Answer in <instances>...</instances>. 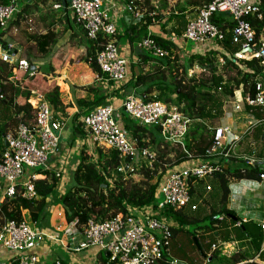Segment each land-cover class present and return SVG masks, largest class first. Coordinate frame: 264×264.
Wrapping results in <instances>:
<instances>
[{"label": "trees", "instance_id": "trees-1", "mask_svg": "<svg viewBox=\"0 0 264 264\" xmlns=\"http://www.w3.org/2000/svg\"><path fill=\"white\" fill-rule=\"evenodd\" d=\"M9 1L0 0V4H7ZM209 1L187 0L197 9L205 6ZM46 2L51 3L50 6L56 2L62 4L61 9L65 13L62 16L66 25L64 32L66 30L73 31V37L80 36L78 35L80 32L84 35L85 41L82 44L85 48V61L95 74L104 79V75L96 64V53L106 41L114 40L115 34L113 36L100 35L97 39L90 40L86 38L81 25L68 15L67 0H40V3L45 4ZM258 2L262 10V17L248 15L246 20L250 23L256 40L264 41V0H258ZM130 5L134 9H138L133 4ZM28 8L29 5L19 9L6 24V27L2 29L0 36H3L10 27L18 25L21 21H28L30 15L27 12ZM143 8L138 9L144 13L142 21L130 26V33H132L133 28L139 25L135 36L138 38L137 41L147 35L145 28L151 22L148 16L149 12H154L155 21L166 16V12L155 11L153 4L147 3ZM227 16L230 19L228 14ZM229 19L221 20L216 15L213 16L214 23L224 31V39L214 42L219 49H209L204 53L184 55L173 41L152 35L162 48L169 51L170 56L155 58L145 51L141 52L146 63L151 62L154 67L151 72L133 77L135 84L138 82L147 83V86L143 87L148 94L145 98L153 101H166L173 97L171 104L177 106L179 110L183 107V110L188 111L195 107L197 99L204 100L199 106L197 116L201 121L212 123L223 117L225 100L234 92L241 91L244 95L254 96L257 83H261L264 87V75L260 61L235 57L241 47L232 42L233 21ZM42 21L46 22V19L42 18ZM221 22L224 24L221 25ZM47 25H52V21ZM142 34L145 35L142 36ZM53 42L55 43V40ZM65 43L66 41L63 45H66ZM4 48L7 49V46L4 45ZM50 69L52 68L50 67ZM194 69H198L202 76L189 75V72ZM49 72L44 70H28L26 72L28 79L25 80L26 82H21L20 88L17 87L16 90L18 97L22 98L21 103L14 102L12 96L6 98V85L0 84V95H4L0 97V152L4 150L3 138L7 133H14L17 125L21 123L32 125L35 109L28 102L32 91H39L54 110L63 111L68 106L60 100L59 87L56 83L48 82L47 75L51 73ZM84 89L86 94L75 100L79 109L89 111L106 103V95L99 86L92 85ZM182 89H191L194 97L188 96L186 92L181 91ZM153 91L155 94H151ZM138 95L143 96L142 94ZM5 104H8L11 110ZM256 117L262 116L257 113ZM72 118L76 120L77 114H74ZM119 124L138 147L139 159L146 160L141 155V151L144 148H151L152 150H148L153 154V160L151 162L146 160L149 163L146 165L140 164V161L134 159L137 167L133 168L129 175H124L117 171L119 157L115 150L95 147L93 153L81 151L79 163L70 174V182L65 192L58 196L55 202L54 200L53 203L51 202L55 205L52 218L63 229L74 223L78 230H82L89 220L103 221L118 212H126L128 208L155 205V192L166 171L188 160V154L179 145H171L161 137L158 127L142 126L125 112L122 113ZM77 128H79L78 124H76ZM208 132L201 131L199 125H195L190 130L189 125L184 146L194 158L203 156L211 146L216 128ZM254 138L259 148L253 150L251 155L263 156L264 125L256 127ZM231 160L234 162L232 169L230 168ZM238 161L243 162V166L237 167L235 163ZM227 164L229 165L227 168L223 166L222 170L212 177V183H215L219 188L217 210L209 207L207 215L203 218L187 213V210H192L184 208L166 207L160 212L164 219H171L178 224L177 228L170 226L172 239L180 231L185 234V239L180 245L183 254L178 256L177 251L173 253L171 249L173 257L184 264H259L254 260L256 258L264 262L263 233L260 225L255 222L238 223L239 219L234 220L235 214L227 208L230 194L229 183L232 180L258 178L259 174L264 172V168L260 166V162L250 166L240 158H231ZM135 173L141 176L138 181H134L130 177ZM57 185L58 179L48 172L43 178L34 181L35 197L25 198L15 195L12 198H5L0 202L1 222L4 220L21 221L25 214L29 221L37 222L40 216L45 213L49 198H54ZM190 192L192 194V190ZM196 203L198 202L196 201ZM24 211L25 214H23ZM189 225H193L194 229L187 228ZM194 239L206 254L205 258L199 254ZM234 241L239 244L240 250L230 255L223 254L220 244ZM212 245L216 246L214 250H212ZM102 260L104 264H107L105 259ZM155 264L169 263L158 262Z\"/></svg>", "mask_w": 264, "mask_h": 264}, {"label": "built area", "instance_id": "built-area-1", "mask_svg": "<svg viewBox=\"0 0 264 264\" xmlns=\"http://www.w3.org/2000/svg\"><path fill=\"white\" fill-rule=\"evenodd\" d=\"M67 2L72 18L84 29L86 38L95 40L100 35L113 36L116 33V27L108 9L103 7L102 0ZM258 3L251 0H210L187 21L182 36L185 40L199 44L223 40L224 31L214 23L213 16L217 13H227L233 21L232 42L241 47L235 57L258 59L264 75V41L256 40L254 31L246 20L248 15L262 17ZM53 8H60V4L54 3ZM127 10L131 14L127 28L142 21L144 13L136 12L131 5H128ZM17 11V0L0 4V28H4ZM148 16L151 22L155 21L154 12H149ZM135 46L155 58L170 56L169 51L162 48L151 34L137 41ZM0 60L6 63L14 62L11 53L1 48ZM96 64L107 82L120 83L127 76V61L120 55L114 40L106 41L97 51ZM27 66L24 59H19L16 60L13 70H25ZM236 93L238 94L234 92L227 101L225 100L224 107L231 102L234 111H240L242 105L243 108L264 110V87L261 83L256 84L254 96ZM29 102L35 109L32 125L18 124L14 133L9 132L3 138L7 147L0 152L1 201L15 195L35 197L34 181L43 178L48 172L57 179L61 178L60 169H51L50 158L58 151L59 130L64 124V118L56 117L52 105L46 100ZM122 108L140 125L158 127L165 141L171 145H179L188 154L186 161L196 160L197 163L165 174L155 192L154 197L160 196L155 205L128 208L126 212H118L103 221L89 220L81 231L74 226L69 227L66 230L68 240L64 247L69 253L98 247L100 251L108 252L107 264H183L171 255L170 225L160 216L161 210L166 207L196 210L197 206L192 202L190 192L195 181L212 178L231 158L243 159L247 165L254 166L255 163L264 161V155L257 157L251 153L237 154L241 143L252 133L251 125L241 132L223 124L216 128L214 140L206 153L194 158L184 146L190 119L184 116L177 106L165 101L148 100L145 96L128 95L122 102ZM79 123L89 144L94 146V149L101 147L115 150L119 157L117 171L129 175L133 170L131 162L139 149L122 129L113 106H96L82 115ZM141 155L149 162L153 160V154L146 148L141 151ZM259 179L264 181V172L259 174ZM206 189L210 190V187L207 186ZM41 235L49 240L60 241L56 236L33 228L24 220L0 222V248L19 253L17 258L8 264H47L46 261H40L38 255L30 252ZM215 248L216 246L212 245V250ZM62 260L54 256L51 263L70 264Z\"/></svg>", "mask_w": 264, "mask_h": 264}, {"label": "crops", "instance_id": "crops-1", "mask_svg": "<svg viewBox=\"0 0 264 264\" xmlns=\"http://www.w3.org/2000/svg\"><path fill=\"white\" fill-rule=\"evenodd\" d=\"M17 1L18 10L27 5H29V7L32 6L34 11L44 8L40 5V2H37V0ZM102 1L103 7L108 9V14L116 27L114 41L117 44L120 55L127 61V76L123 82H107L103 79V77L98 76L89 68L88 63L85 61V48L82 44L85 41V38L82 33V37L78 36V39H82L81 42L80 40L74 38L70 39V36L73 34V31L70 30L66 31L68 35L65 34L66 36H63L65 39L59 38L60 32H63L64 29L60 30L59 27H56V24L64 21V26H66L65 19H63L62 16L65 14L63 11L62 15L55 17L58 21L56 22L53 20V26L25 22L20 25L12 26L3 36H0V48L7 53L10 52L14 58L13 63H6L0 60V69H5L6 65H9L11 68V75L8 74L6 78L8 82H12L13 78L17 75V72H15L16 70L14 71L13 69H15L14 65L16 60L19 59H24L28 64V69H25L26 72L28 70H44L51 72L54 69L56 72H63L59 77L60 81H58V85H64V88H60L61 90L59 89V97L62 103L68 106L63 111L54 110L56 117L61 119L64 118V124L59 130L60 145L58 151L50 158L51 169L61 170V178L58 180H61L63 189H61V185H57L54 198H49L45 213L40 216L37 222L29 221L25 214L26 212H23V214H25L23 220L28 222L33 228H36L37 230L40 229L47 234H50V236H56L57 239H60V241L49 240L41 235L38 238L36 245L30 250V252L39 256L40 261H46L47 264H52L51 260L54 256L60 257L63 259L62 261L70 264H104L102 259H105L107 263L108 257L106 258L103 255L104 252L100 251L98 247H89L75 253H69L66 251L64 247V244L67 243L68 240L66 230L72 226L76 229L77 227L74 223H72L63 229L61 226L56 224V221L52 218L55 207L52 203L53 200L55 202L56 198L65 192L67 186L69 185L70 174L79 163L80 152L85 151L92 153V150H94V146L89 144V141L86 140L85 133L79 123L81 116L88 112L86 109H79L75 104L76 99L82 98L85 95L81 94L80 87L85 88L92 85L99 86V88H101L103 93L106 95L105 104L109 103L113 106L115 116L119 122L121 119L120 114L124 112L122 102L126 96H139L138 94H142L143 96L148 95L143 89V87L145 88V86H147V83L138 82L135 84L133 82V77L138 74L151 72L154 67H152L151 62L146 63L144 55L141 53L143 50L137 49L135 46L136 41L138 40V38L135 37L137 34L136 29L139 25L134 27L133 30L131 29L132 33H130L131 27L128 26L129 29L127 28V23L129 25V20L131 18V14L127 10L128 5L133 4L138 9H144V5L150 3L153 4L155 11L166 12V16L164 18L159 19V21L150 22V24L146 26V34L158 35L162 38L173 41L184 53V55H188L190 53H204L209 49H219V47L213 42H208L206 44L192 43V48L190 50L185 48V43H182V41L186 42L182 36L183 30L187 21L192 19L198 11L197 7L190 5L187 0ZM61 7L57 9L60 12L62 10ZM138 9H135V11L140 12V9ZM69 12L70 11L67 9V13L71 18V12ZM216 17L221 20L229 19L224 13H218L216 14ZM46 21L47 23L49 22L47 19ZM220 24L223 25L224 22H221ZM125 25L126 28L124 27ZM144 35L145 34H142V36ZM53 40H55V43ZM72 40L76 42L79 48H77V46H70L69 44H66L67 41L70 42ZM64 41H66V45H63ZM4 45L7 46V49L4 48ZM49 56L51 57L48 61ZM46 67L48 69H46ZM50 67L52 69H50ZM19 71L20 70H18V72ZM69 71L74 73V77H72L73 80L71 78H67L68 76L65 72ZM70 79L71 81H69ZM79 80L82 81V83H80ZM21 82L26 81L25 79H21ZM36 92L39 91H32L33 94L31 93V97L28 99V102L32 101L33 103L38 100H45L40 92ZM153 92L151 94H153ZM236 92H238V94L236 93L237 95L240 93L242 94L241 91ZM35 93L37 94L38 99L33 97ZM5 95L7 96L8 94L5 92ZM242 95L245 96L244 94ZM6 98L9 97L7 96ZM227 99L228 97L226 98V101ZM21 100L22 98L19 97V101ZM223 109L224 115L221 118V125L227 124L232 126L236 131L241 132L249 125L252 126L250 127L252 129V133L247 137L245 136L246 138L244 137V141L237 149V154H249L253 150H256L255 144L257 142L255 141L254 135L256 134V127L258 125H264V121H262L264 119V110H261L260 108H243L242 105L240 111H234L231 102L227 106H223ZM257 113L261 114L262 117H256ZM74 114H77L76 120L72 118ZM76 124H78L79 127L77 129ZM135 159L139 161V156L137 154ZM134 161L135 160L133 159L131 162L132 168L137 167V163H134ZM196 163V160L185 161L182 164L173 167L171 170H167L166 174L172 170L181 169ZM228 166L229 165L226 162L224 167L227 168ZM212 181V178L205 181H198L192 189L194 190L193 198H195V200L198 198H204V206L206 207V210L203 217L207 215L209 207L214 210L218 209V195L215 194L210 196V191L207 192L205 190L207 186L210 187ZM254 188L261 189L264 193V181L259 180V178L232 180L229 183L230 194L227 208L235 214V218L239 219L238 223L255 222L260 225L263 233L262 249H264V227L262 228V225H264V197L262 198L258 193H256L253 190ZM212 189L213 186L210 187L211 191ZM203 192H207L205 193L206 196ZM211 202H213V205H210ZM195 205L197 206V209L194 210V212H198L200 205L198 203ZM25 218H27L28 221ZM220 246L222 248V253L227 255L240 250L239 244L235 241L224 243L222 245L220 244ZM18 255L19 253L17 251L0 248V263L8 264L9 262H12L14 258H17ZM66 255H69L72 259H68ZM257 262L264 264L263 261L261 262L257 260Z\"/></svg>", "mask_w": 264, "mask_h": 264}, {"label": "rangeland", "instance_id": "rangeland-1", "mask_svg": "<svg viewBox=\"0 0 264 264\" xmlns=\"http://www.w3.org/2000/svg\"><path fill=\"white\" fill-rule=\"evenodd\" d=\"M252 2H258V0H251ZM37 2H40V0H37ZM34 5V4H33ZM40 5H42L44 8L43 9H38L37 11H34L33 10V8H32V6H30L28 9H27V12H28V14H30L29 15V20L28 21H21L18 25H20L21 23H25V22H29V23H33V24H42V25H47V21L46 22H44V21H42V18H45V19H47L49 22L50 21H52V25L51 26H53L54 25V23H53V20L54 21H58V19L57 18H55V17H58V16H60V15H62V10H61V12L59 11V10H57V9H55V8H53V6H50L51 5V3H49V2H46L45 4H43V3H41ZM69 11H70V9L69 8H67ZM70 13V12H69ZM218 14V13H217ZM225 15H227V13H224ZM124 19V18H123ZM48 22V23H49ZM55 22V23H56ZM64 21H62V22H60L59 24L57 23L56 24V27H59L60 28V30H63L64 29V23H63ZM125 28H126V25L124 26ZM11 28V27H10ZM9 28V29H10ZM8 29V30H9ZM22 29H23V27H22ZM1 31H2V29L0 28V33H1ZM67 31V30H66ZM66 31L64 32V30H63V32H60V34H59V38L60 39H65V38H63V36L65 37L66 35H68V33H66ZM63 33V34H62ZM66 34V35H65ZM78 35H80L81 36V32L78 34ZM71 38H74V39H77V40H80V42H81V39H78V37H73V36H70V39ZM186 42H184V41H182V43H185V48L187 49V50H190L191 48H192V41H189V40H185ZM66 44H69L70 46H77V44H76V42L74 41V40H72V41H70V42H68L67 41V43ZM77 48H79L78 46H77ZM137 49H139V48H137ZM50 57L51 56H49V58H48V61H49V59H50ZM51 66V65H50ZM145 67H147V66H145ZM46 69H48L47 67H46ZM45 69V70H46ZM0 72H1V78H0V84H5L6 86H5V92L8 94L7 96L8 97H10V96H12V99H13V101L14 102H21V101H19V97H18V95H17V93H16V90H17V87H19L20 86V84H21V79H28L27 78V76H26V70H24V69H21L19 72H18V70L16 71L17 72V75L13 78V81L12 82H8L7 80H6V78H7V75L8 74H10L11 75V68H10V66L9 65H6V68L5 69H0ZM20 72H21V74H20ZM49 71H47V73H48ZM50 73V72H49ZM62 73L63 72H59V71H57L56 72V70L54 69L53 71H51V73L49 74V75H47V77H48V82L49 83H51V82H55L56 84H57V86L59 87V89L60 88H64V85L63 84H60V85H58V81H60V76L62 75ZM66 74H67V78H71L72 80H73V78L72 77H74V73H72V72H65ZM69 73V74H68ZM191 74H194V75H198L199 77L200 76H202V75H200L199 74V70L198 69H194V70H192V71H190L189 72V75H191ZM56 77V78H55ZM169 77V76H168ZM71 79L69 80V81H71ZM168 80V79H167ZM79 82L80 83H82V81H80L79 80ZM22 90V89H21ZM61 90V89H60ZM181 91H183V92H186V94L188 95V96H191V97H194V94L192 93V91H191V89H182ZM80 92H81V94H86V91H85V89L84 88H81L80 87ZM36 93H39V92H36ZM34 94L33 95V97L34 98H36V99H38V96H37V94ZM33 94V93H32ZM153 94H155V91L153 92ZM197 96H198V94H197ZM172 98L173 97H171L170 99H166V101L165 102H167V103H171V101H172ZM202 102H204V100L203 101H200L199 99H197V101H196V105H195V107L192 109V110H183V107H182V109L180 110V112L184 115V116H186V117H188L189 119H190V130H192L193 128H194V126L195 125H199L200 127H201V131H203V132H205V133H207L208 131H212V130H214L215 128H217V127H219L221 124H222V119L220 118L219 120H217V121H215V122H208V121H201V119L197 116V112H198V110H199V106L201 105V103ZM5 106H8V108L11 110V108L9 107V105L8 104H5ZM181 108V107H180ZM123 113V112H122ZM122 113L120 114V118H122ZM225 114H227V113H225ZM209 133V132H208ZM247 140V139H246ZM245 140V141H246ZM255 146H256V148H259V145L256 143L255 144ZM149 150L151 149V148H148ZM152 150V149H151ZM93 151L94 150H92V153H93ZM209 160L210 161H213V159L212 158H209ZM139 161H140V164L141 163H144V164H146V165H149V163L146 161V160H144L143 158L141 159H139ZM243 162H241V161H238V162H236L235 163V165L237 166V167H241V166H243ZM58 166H60V165H58ZM260 166L262 167V168H264V161H262V162H260ZM60 167H62V166H60ZM234 167V162L231 160L230 161V168H233ZM130 177L134 180V181H138L139 179H141V176L138 174V173H135V174H132V175H130ZM209 179H211V178H209ZM197 182L195 181L193 184H192V189L194 188V186H195V184H196ZM61 185V180H58V186H60ZM212 186H213V189H212V191L211 190H207L206 188H205V190L208 192V191H210V196H212V195H215V194H219V188H218V186L215 184V183H212ZM61 189H63V185H61ZM65 190V189H64ZM256 193H258L262 198L264 197V193L262 192V190L261 189H256V188H254L253 189ZM207 192H203V194H205V193H207ZM193 193H194V190H192V202L193 203H195V204H197L196 202H195V198H193ZM203 194H201V195H203ZM205 196H206V194H205ZM208 196V195H207ZM205 199H206V197H205ZM158 200H160V196H156L155 197V202L156 201H158ZM1 201V200H0ZM197 202H198V204L200 205V207H199V210H198V212H193V211H188L187 210V213H189V214H192V215H196L197 217H199V218H203V215L205 214V210H206V207L204 206V204H205V201H204V198H198L197 200H196ZM213 202H211L210 203V205H213L212 204ZM217 204V203H216ZM163 215V214H162ZM161 216V215H160ZM1 216H0V222H1ZM27 221H28V219L27 218H25ZM166 222L171 226V227H176L177 228V226H178V224L175 222V221H173V220H171V219H167L166 220ZM205 222H207V221H205ZM187 228H189L190 230H193L194 229V226L193 225H189V226H187ZM185 237V234L183 233V232H178L177 233V235L175 236V237H173V239L171 238V240H170V250L172 249V251H173V253H175V251H177V255L178 256H181L182 254H183V250H182V247H180V245L182 244V241H184V238ZM173 253L171 252V255L172 256H174L173 255ZM77 255V254H76ZM66 257L68 258V259H72L69 255H66ZM256 262H257V258L256 259H254ZM260 261V260H259ZM262 262V261H261ZM260 264V263H259Z\"/></svg>", "mask_w": 264, "mask_h": 264}, {"label": "water", "instance_id": "water-1", "mask_svg": "<svg viewBox=\"0 0 264 264\" xmlns=\"http://www.w3.org/2000/svg\"><path fill=\"white\" fill-rule=\"evenodd\" d=\"M0 97H3V95H1ZM3 144H4L5 147H7V143H6L5 141H3ZM233 219L235 220L236 218L233 217ZM194 242H195V245H196V248H197L199 254H200L203 258H205V257H206V254L203 252V250L201 249V247H200V245L198 244V242L196 241V239H194ZM103 255L107 258L109 254H108V252L105 251Z\"/></svg>", "mask_w": 264, "mask_h": 264}, {"label": "clouds", "instance_id": "clouds-1", "mask_svg": "<svg viewBox=\"0 0 264 264\" xmlns=\"http://www.w3.org/2000/svg\"><path fill=\"white\" fill-rule=\"evenodd\" d=\"M53 6V5H52ZM60 7H61V5H60ZM59 9V8H58ZM6 27V26H5ZM4 27V28H5ZM4 28H1V29H4ZM28 67V66H27ZM102 73V72H101ZM103 74V73H102ZM109 104V103H108ZM5 147V146H4ZM259 178V177H258ZM260 180V179H259ZM181 263H183L182 261H180ZM184 264V263H183Z\"/></svg>", "mask_w": 264, "mask_h": 264}]
</instances>
